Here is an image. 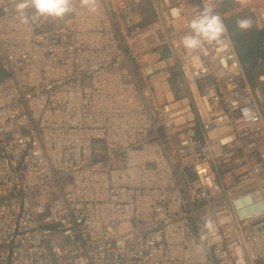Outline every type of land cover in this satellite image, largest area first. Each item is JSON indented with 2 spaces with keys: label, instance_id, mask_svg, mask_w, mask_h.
Masks as SVG:
<instances>
[{
  "label": "built area",
  "instance_id": "2783aa9c",
  "mask_svg": "<svg viewBox=\"0 0 264 264\" xmlns=\"http://www.w3.org/2000/svg\"><path fill=\"white\" fill-rule=\"evenodd\" d=\"M18 2L0 0V264H264V59L249 73L227 23L264 30V0H71L27 23ZM205 6L227 26L206 55L182 43Z\"/></svg>",
  "mask_w": 264,
  "mask_h": 264
},
{
  "label": "clouds",
  "instance_id": "9594fccd",
  "mask_svg": "<svg viewBox=\"0 0 264 264\" xmlns=\"http://www.w3.org/2000/svg\"><path fill=\"white\" fill-rule=\"evenodd\" d=\"M85 6L94 10L95 0H82ZM34 8L35 15L43 17L64 18L72 11L71 0H20L16 5V10L21 16L22 22L27 23L28 17L25 14L27 8ZM252 25L250 18L237 20L240 29H248ZM189 33L182 38L185 49L198 50L202 54H207L208 46H222L225 43V33L227 26L219 13L212 8L205 6L189 23ZM210 221H206L208 226ZM207 239L206 235H201V240Z\"/></svg>",
  "mask_w": 264,
  "mask_h": 264
},
{
  "label": "rangeland",
  "instance_id": "374dc122",
  "mask_svg": "<svg viewBox=\"0 0 264 264\" xmlns=\"http://www.w3.org/2000/svg\"><path fill=\"white\" fill-rule=\"evenodd\" d=\"M236 6V4H234ZM35 11V9L33 10ZM243 18H250L252 21V25L248 29H240L237 26V20L243 19ZM228 27L230 30V33L232 35V38L234 42L236 43L235 46L239 53H249L248 50V43H246V33L253 30H259L256 25V18L253 16V12H251L249 9H246L238 14H234L231 19L227 21ZM256 66V63L254 65H250L249 67V73L253 74L254 68ZM173 75L176 77L178 74L176 71H173ZM172 85L174 86V83L172 82Z\"/></svg>",
  "mask_w": 264,
  "mask_h": 264
},
{
  "label": "trees",
  "instance_id": "16d2710c",
  "mask_svg": "<svg viewBox=\"0 0 264 264\" xmlns=\"http://www.w3.org/2000/svg\"><path fill=\"white\" fill-rule=\"evenodd\" d=\"M245 33H246V43H248L249 53H239V54L244 64H248L252 66L255 63H257L259 58L264 59V30L255 29L253 31H249Z\"/></svg>",
  "mask_w": 264,
  "mask_h": 264
},
{
  "label": "bare ground",
  "instance_id": "6f19581e",
  "mask_svg": "<svg viewBox=\"0 0 264 264\" xmlns=\"http://www.w3.org/2000/svg\"><path fill=\"white\" fill-rule=\"evenodd\" d=\"M261 27V26H260Z\"/></svg>",
  "mask_w": 264,
  "mask_h": 264
}]
</instances>
